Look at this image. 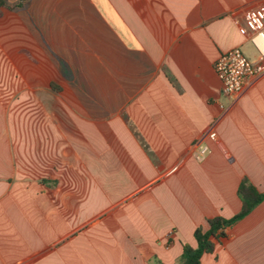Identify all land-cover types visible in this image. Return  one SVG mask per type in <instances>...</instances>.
<instances>
[{
	"label": "crops",
	"instance_id": "crops-1",
	"mask_svg": "<svg viewBox=\"0 0 264 264\" xmlns=\"http://www.w3.org/2000/svg\"><path fill=\"white\" fill-rule=\"evenodd\" d=\"M260 3L6 0L0 264H181L243 179L264 193V72L228 98L214 71L235 48L264 68ZM224 232L200 264H264V199Z\"/></svg>",
	"mask_w": 264,
	"mask_h": 264
},
{
	"label": "built area",
	"instance_id": "built-area-1",
	"mask_svg": "<svg viewBox=\"0 0 264 264\" xmlns=\"http://www.w3.org/2000/svg\"><path fill=\"white\" fill-rule=\"evenodd\" d=\"M246 25L251 32L250 43L262 61L264 60V0H261ZM214 71L221 84V95L235 98L242 92L249 80L264 72V68L259 63L249 61L240 49L235 48L219 56L214 64ZM208 137L211 141H215L216 134L210 133ZM209 153L210 150L206 144H197L193 156L200 162Z\"/></svg>",
	"mask_w": 264,
	"mask_h": 264
},
{
	"label": "trees",
	"instance_id": "trees-1",
	"mask_svg": "<svg viewBox=\"0 0 264 264\" xmlns=\"http://www.w3.org/2000/svg\"><path fill=\"white\" fill-rule=\"evenodd\" d=\"M5 6L6 0H0V8ZM237 194L242 203L241 211L230 219L216 217L208 220L206 231L196 229L193 234L196 240V248L192 249L187 245L183 247L181 264H200L201 257L214 250V241H219L225 237L224 230L247 215L264 199V193H259L246 179L241 181Z\"/></svg>",
	"mask_w": 264,
	"mask_h": 264
}]
</instances>
